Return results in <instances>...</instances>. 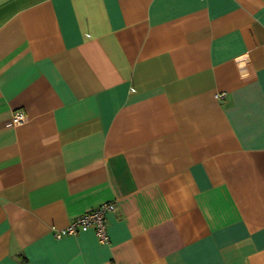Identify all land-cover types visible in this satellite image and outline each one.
Returning a JSON list of instances; mask_svg holds the SVG:
<instances>
[{
    "label": "crops",
    "instance_id": "1",
    "mask_svg": "<svg viewBox=\"0 0 264 264\" xmlns=\"http://www.w3.org/2000/svg\"><path fill=\"white\" fill-rule=\"evenodd\" d=\"M0 264H264V0H0Z\"/></svg>",
    "mask_w": 264,
    "mask_h": 264
},
{
    "label": "built area",
    "instance_id": "2",
    "mask_svg": "<svg viewBox=\"0 0 264 264\" xmlns=\"http://www.w3.org/2000/svg\"><path fill=\"white\" fill-rule=\"evenodd\" d=\"M220 96H222V94ZM25 119V112L21 109H17L13 111L7 124L17 125L24 122ZM114 206L115 204L113 202H102L96 207L74 217L65 227H51L52 235L59 239L65 235H72L79 231L92 229L100 243H107L109 241V234L106 215L113 210Z\"/></svg>",
    "mask_w": 264,
    "mask_h": 264
}]
</instances>
